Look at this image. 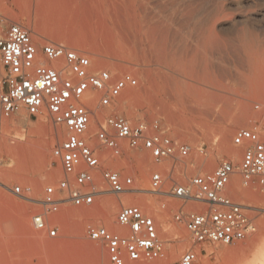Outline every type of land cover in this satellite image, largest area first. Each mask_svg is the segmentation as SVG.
<instances>
[{
    "label": "rangeland",
    "instance_id": "rangeland-1",
    "mask_svg": "<svg viewBox=\"0 0 264 264\" xmlns=\"http://www.w3.org/2000/svg\"><path fill=\"white\" fill-rule=\"evenodd\" d=\"M128 1L0 0V14L26 27L39 49L47 42L63 43L89 56L96 69L130 72L136 77L137 86L126 90L112 107L88 103L93 112L91 131L113 111L130 122L156 119L164 134L190 146L189 153L154 162L147 150L124 145L122 154L112 157L107 149L97 148L103 167L132 177V190L111 193L98 175L102 193L96 202L90 207L61 204L56 216L59 235L49 239L33 228L30 217L42 210L37 200L44 187L55 185L63 175L51 150L67 133L46 111L30 116L20 108L5 119L0 138V264H110L104 245L88 239L85 228L91 222L119 231L116 214L127 204L138 205L155 218L168 263L176 262L188 248L197 251L194 264H239L244 254L251 257L256 250L252 247L264 226V217L257 220L256 231L243 240L194 245L183 223L172 219L171 208L176 207L177 200L153 192L150 178L160 171L166 190L173 181L186 183L197 174L213 171L224 160L235 165L240 161L242 147L232 143V135L239 128L264 120V0ZM153 35L156 39L164 36L165 51L148 47ZM171 49H177L175 57L180 59L181 55L180 64L166 62ZM167 65L170 69L164 68ZM158 69L172 75V81L177 80L171 83H181L178 93L171 91L165 96ZM243 113L248 118L242 123L239 118ZM229 128L231 133L222 139ZM261 134L264 136V131ZM229 147L238 149L237 158L227 155ZM141 164L146 165L144 177ZM178 168L181 173H177ZM51 172L53 176H47ZM235 173L240 182L237 171L232 175ZM14 184L30 186L34 200L14 196L8 189ZM239 188L230 190L234 199L262 203L257 189ZM107 203H114L109 224L101 216ZM162 203L168 208L163 209ZM158 214L162 216L158 218ZM180 232L185 241L176 242ZM178 245L183 248L172 256L171 248Z\"/></svg>",
    "mask_w": 264,
    "mask_h": 264
},
{
    "label": "built area",
    "instance_id": "built-area-1",
    "mask_svg": "<svg viewBox=\"0 0 264 264\" xmlns=\"http://www.w3.org/2000/svg\"><path fill=\"white\" fill-rule=\"evenodd\" d=\"M137 84L132 73L96 69L89 56L66 44L47 42L39 49L26 27L0 14V138L5 119L20 108L30 116L46 111L53 123L62 125L67 133L51 150L63 175L55 185L44 187L37 200L42 210L30 217L33 228L46 238L59 235L56 216L61 204L90 207L96 202L101 195L98 175L111 193L132 190V177L103 167L97 148L107 149L112 157L120 156L124 145L147 150L154 162L188 155L190 146L164 134L156 119L130 122L113 111L98 122L95 131L90 130L93 112L88 103L112 107L126 90ZM261 130L264 131V120L234 132L232 143L242 147L237 165L224 160L213 171L197 174L186 183L173 181L166 190L163 174H151V190L177 200L176 207L171 208L172 219L183 223L194 245L232 244L256 231L257 220L264 217ZM235 171L240 175V187L255 188L262 194L260 205L243 203L231 196L228 185ZM8 189L14 196L34 200L30 186L14 184ZM161 207L168 208L166 203ZM116 223L121 230L111 231L91 222L85 228L88 239L104 245L110 264L156 260L164 264H194L197 259V251L188 248L176 262L168 263L155 218L138 205H122Z\"/></svg>",
    "mask_w": 264,
    "mask_h": 264
},
{
    "label": "bare ground",
    "instance_id": "bare-ground-1",
    "mask_svg": "<svg viewBox=\"0 0 264 264\" xmlns=\"http://www.w3.org/2000/svg\"><path fill=\"white\" fill-rule=\"evenodd\" d=\"M107 1V0H106ZM125 1H128V0H125ZM129 2V1H128ZM129 9V8H128ZM259 10V9H258ZM219 12H220V10H219ZM132 13V12H131ZM264 13V12H263ZM136 25V24H135ZM171 46V45H170ZM148 47H151V49H152V51L153 50H160V51H165L166 50V42L164 41V36H161V38L160 39H156L155 37H154V35H153V37H152V39L151 40H149V42H148ZM158 50V51H159ZM181 50V49H180ZM181 53V52H180ZM180 53H179V55H180ZM177 54H178V52H177V49H171L170 51H168V53H167V63H178V64H180L181 63V55L179 56L180 57V59L179 58H177V57H175V56H177ZM196 60V59H195ZM163 64V63H162ZM175 66V65H174ZM178 67V66H177ZM163 68V67H162ZM164 68H166V69H170L169 68V66L167 65V66H164ZM155 69V68H154ZM147 73H148V71H147ZM150 73V72H149ZM156 73H158V76H159V78H160V80H161V82H162V84L161 85H163L161 88H163V93L165 94V96L167 95V96H170V94H171V91L172 92H176V93H178V91H180V90H178V89H181V83H180V86H178V84H176V83H171V82H176L175 80H171V77H173L172 75L170 76V74L168 75L167 74V72H165L164 70H160V69H158V71H156ZM151 74V73H150ZM147 75V74H146ZM145 75V76H146ZM150 76V75H149ZM151 78H149V80H150ZM168 79L169 80H171L170 81V84H172V85H170L169 84V81H168ZM173 79H174V77H173ZM177 79V78H176ZM180 80V79H179ZM178 83H179V81H178ZM169 85H170V87H169ZM172 86H174V87H172ZM160 91V90H159ZM176 93H174L173 95H176L177 96V94ZM162 95V94H161ZM163 96V95H162ZM238 118V117H237ZM247 114H245V113H243L241 116H240V118H239V121L240 122H245L246 120H247ZM44 119V118H43ZM42 119V120H43ZM44 121H45V119H44ZM40 122V121H39ZM41 123V122H40ZM242 123H240L241 125H242ZM43 124V123H42ZM42 126V125H41ZM231 131H232V129H228V130H225L224 132H223V134H222V139H224V138H226V136L229 134V133H231ZM54 137H52V143H54ZM238 147V146H237ZM238 154H239V152H238V149L237 148H234V147H229L228 149H227V155L231 158V159H235V158H237V156H238ZM233 162V161H232ZM145 168H146V165L145 164H141V175L144 177L145 175H144V173H145ZM180 171V168H178L177 169V173H181V172H179ZM53 172H51V173H49V174H47V176H53ZM234 174V173H233ZM236 174L237 173H235V175H232L231 176V179H230V182H229V185H228V187H229V190H231V191H236V190H238V189H240L239 187H240V185H239V181H238V179L236 178ZM55 177V176H54ZM142 177V178H143ZM100 190H101V193H102V189L100 188ZM135 190H137V191H146L145 189H135ZM240 191V190H239ZM238 191V192H239ZM233 193H235V192H233ZM147 200V199H146ZM150 201V200H149ZM147 203H149V202H147ZM114 204V203H113ZM113 204H112V206H113ZM111 205V204H110ZM146 205V202H144V206ZM112 206H109V203H107L106 204V206H105V208H104V211H103V213L101 214V216H102V218H103V220L105 221V223L106 224H109V223H111L110 221H111V215H112V213H113V209H114V207H112ZM147 206V205H146ZM160 216H162V215H159L158 214V218H160ZM121 230V229H120ZM175 233V232H174ZM185 233V232H184ZM178 234V233H177ZM180 234H181V232H180ZM181 237V238H180ZM179 237V240L178 241H176V242H179V241H185V238L186 237H184L183 236V234H181V236ZM179 244V243H178ZM176 245V244H175ZM252 246H253V244H252ZM173 247V246H172ZM183 248V245L182 246H180V245H178V246H174L173 248H171V255L172 256H174L178 251L177 250H179V249H182ZM252 248H254V249H256L255 251H253L254 253L251 255V257H244V256H246L245 254H244V256L241 258V261L239 262V264H264V226L262 227V230H261V232H260V234H259V237H258V239H257V241L254 243V246L252 247ZM179 255V254H178Z\"/></svg>",
    "mask_w": 264,
    "mask_h": 264
}]
</instances>
